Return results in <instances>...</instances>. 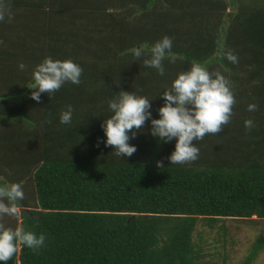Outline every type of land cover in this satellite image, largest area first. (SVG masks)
<instances>
[{
    "label": "trees",
    "instance_id": "16d2710c",
    "mask_svg": "<svg viewBox=\"0 0 264 264\" xmlns=\"http://www.w3.org/2000/svg\"><path fill=\"white\" fill-rule=\"evenodd\" d=\"M0 11V183L31 177L35 201L0 223L46 237L36 250L19 244L7 264H214L194 239L199 223L221 232V220L264 219V0H0ZM165 35L173 56L161 76L143 60ZM49 56L83 72L37 102L31 70ZM196 62L222 73L235 98L222 130L193 141L196 160L171 164L175 140L158 141L149 122L131 157L97 146L110 98L147 96L157 118L158 95ZM263 248L255 241L240 264Z\"/></svg>",
    "mask_w": 264,
    "mask_h": 264
},
{
    "label": "clouds",
    "instance_id": "9594fccd",
    "mask_svg": "<svg viewBox=\"0 0 264 264\" xmlns=\"http://www.w3.org/2000/svg\"><path fill=\"white\" fill-rule=\"evenodd\" d=\"M9 19L11 14L9 13ZM5 12L0 11V20H4ZM173 40L165 35L157 40L150 49V56L143 60L147 67L154 68L159 75L165 74L163 61L173 56ZM137 58L143 55L142 50L133 48ZM224 57L231 63H237L238 57L231 50L224 52ZM20 70L27 65L20 63ZM33 84L29 89H35L30 96L39 102L42 93H51L60 89L65 83L79 84L83 72L82 67L71 59H53L45 57L32 68ZM163 104L153 117L151 99L135 92L119 91L107 101L111 115L103 119L101 127L106 139L98 140L105 147L112 146L114 154L121 157H131L137 151L131 144L138 132L150 123L149 133L160 142L168 143L175 140L174 150L167 157L173 163H185L198 158L199 147L193 141L201 140L207 133H218L222 125L228 123L232 106L235 103L234 94L229 80L219 71H209L203 64L193 63L186 71L179 72L160 95ZM256 104H249V111H254ZM73 109L69 105L59 116L61 124L72 122ZM245 126L251 128L253 121H245ZM158 167H163L162 161H157ZM24 199V191L20 183H0V216L18 215L19 201ZM45 235L37 236L23 227H6L0 223V264H7L22 244L30 249L41 248L45 243Z\"/></svg>",
    "mask_w": 264,
    "mask_h": 264
},
{
    "label": "rangeland",
    "instance_id": "374dc122",
    "mask_svg": "<svg viewBox=\"0 0 264 264\" xmlns=\"http://www.w3.org/2000/svg\"><path fill=\"white\" fill-rule=\"evenodd\" d=\"M15 28L17 29L18 25ZM27 33L24 34L29 37ZM5 84L3 80H0V93L3 92L2 87ZM20 184L24 191V198H27L32 206L35 201L31 177L22 183L20 182ZM251 219L245 221L221 220L217 224L221 232L216 229L217 227L210 230L204 224L199 223L194 239L207 251L209 256L205 260L214 264H240L248 255L253 243L259 239L264 240V219H256L255 217ZM251 264H264V248Z\"/></svg>",
    "mask_w": 264,
    "mask_h": 264
},
{
    "label": "crops",
    "instance_id": "0c3cea01",
    "mask_svg": "<svg viewBox=\"0 0 264 264\" xmlns=\"http://www.w3.org/2000/svg\"><path fill=\"white\" fill-rule=\"evenodd\" d=\"M226 11L227 12H231L232 10H231V8L227 7V10Z\"/></svg>",
    "mask_w": 264,
    "mask_h": 264
}]
</instances>
